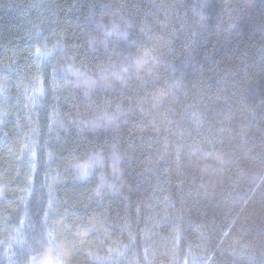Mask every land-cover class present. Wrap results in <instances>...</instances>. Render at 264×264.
I'll list each match as a JSON object with an SVG mask.
<instances>
[{"label": "trees", "instance_id": "trees-1", "mask_svg": "<svg viewBox=\"0 0 264 264\" xmlns=\"http://www.w3.org/2000/svg\"><path fill=\"white\" fill-rule=\"evenodd\" d=\"M0 264H264V0H0Z\"/></svg>", "mask_w": 264, "mask_h": 264}]
</instances>
